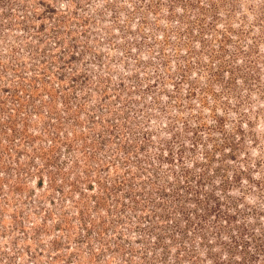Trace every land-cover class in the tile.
I'll return each instance as SVG.
<instances>
[{"label": "rangeland", "instance_id": "rangeland-1", "mask_svg": "<svg viewBox=\"0 0 264 264\" xmlns=\"http://www.w3.org/2000/svg\"><path fill=\"white\" fill-rule=\"evenodd\" d=\"M0 264H264V0H0Z\"/></svg>", "mask_w": 264, "mask_h": 264}]
</instances>
